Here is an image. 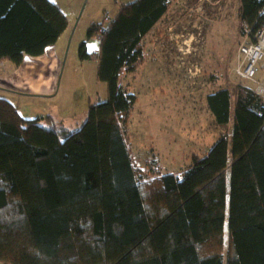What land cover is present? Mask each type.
Listing matches in <instances>:
<instances>
[{
  "label": "trees",
  "instance_id": "1",
  "mask_svg": "<svg viewBox=\"0 0 264 264\" xmlns=\"http://www.w3.org/2000/svg\"><path fill=\"white\" fill-rule=\"evenodd\" d=\"M173 0L122 4L99 51L107 98L90 103L69 129L27 118L0 97L2 264H264V96L246 80L207 95L231 137L194 155L182 175L148 178L126 137L137 95L123 71L138 73L142 41ZM240 33L264 28V0H240ZM69 26L53 0H0V62L16 66L56 44ZM49 119L52 116L48 117Z\"/></svg>",
  "mask_w": 264,
  "mask_h": 264
},
{
  "label": "rangeland",
  "instance_id": "2",
  "mask_svg": "<svg viewBox=\"0 0 264 264\" xmlns=\"http://www.w3.org/2000/svg\"><path fill=\"white\" fill-rule=\"evenodd\" d=\"M132 1L55 0L68 16V29L43 57L25 58L17 72L28 73L11 81L15 87L5 98L44 125L81 126L89 104L107 98V84L97 78L98 60H82L80 48L86 43L90 53L98 52L101 40L97 34L89 37L90 28L108 25L121 5ZM241 26L240 0H173L142 41L140 71H123V84L137 95L127 142L148 178L182 175L194 155L206 154L220 137H231L233 121L219 125L207 95L224 85L221 78L229 80L231 90L243 81L235 74Z\"/></svg>",
  "mask_w": 264,
  "mask_h": 264
},
{
  "label": "built area",
  "instance_id": "3",
  "mask_svg": "<svg viewBox=\"0 0 264 264\" xmlns=\"http://www.w3.org/2000/svg\"><path fill=\"white\" fill-rule=\"evenodd\" d=\"M242 78L250 79L258 93L264 96V28L254 39H244L239 44L238 66L235 69ZM262 73V78H257Z\"/></svg>",
  "mask_w": 264,
  "mask_h": 264
},
{
  "label": "crops",
  "instance_id": "4",
  "mask_svg": "<svg viewBox=\"0 0 264 264\" xmlns=\"http://www.w3.org/2000/svg\"><path fill=\"white\" fill-rule=\"evenodd\" d=\"M46 53H47V50L44 54L40 56H36V57L37 58L43 57ZM25 60L19 66H24ZM18 70H19V67L15 65V68H12V65H10L8 60L0 62V97L2 96L8 97L6 95V92H11L10 89H14L15 87V83H12L11 81L15 80L17 76H21L25 73H28L27 71L21 70V74H20L19 72H17ZM0 264L2 263L0 262Z\"/></svg>",
  "mask_w": 264,
  "mask_h": 264
},
{
  "label": "bare ground",
  "instance_id": "5",
  "mask_svg": "<svg viewBox=\"0 0 264 264\" xmlns=\"http://www.w3.org/2000/svg\"><path fill=\"white\" fill-rule=\"evenodd\" d=\"M162 20V19H161ZM160 20V21H161ZM260 30V29H259ZM257 33V32H256ZM255 33V34H256ZM95 36V35H94ZM255 36V35H254ZM97 37H99L100 39H101V37H102V34H101V32L100 33H97ZM246 38H248V39H251V40H253L252 38H251V36H250V33L249 32H247V34L246 35H244L243 36V38H242V40H244V39H246ZM241 40V41H242ZM238 53H239V49H238V52H237V56H238ZM237 63H238V58H237ZM236 69V68H235ZM236 71V70H235ZM235 74H237L238 76H239V74L237 73V72H235ZM240 77V79H244V80H248V81H251L250 79H246V78H242L241 76H239ZM263 77V74L262 73H258V75H257V78H262ZM252 82V81H251ZM253 83V82H252ZM254 84V83H253ZM254 88H255V90H256V87H255V84H254ZM257 91V90H256Z\"/></svg>",
  "mask_w": 264,
  "mask_h": 264
}]
</instances>
